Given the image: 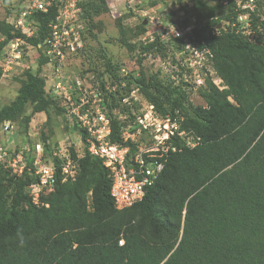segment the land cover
Listing matches in <instances>:
<instances>
[{"label": "trees", "instance_id": "obj_1", "mask_svg": "<svg viewBox=\"0 0 264 264\" xmlns=\"http://www.w3.org/2000/svg\"><path fill=\"white\" fill-rule=\"evenodd\" d=\"M254 1L261 18L252 27L259 23L262 33L253 40L243 33L238 22L243 11L232 0L226 28L218 29L216 23L215 30L209 29L202 21L205 27L193 31L199 49L211 53L209 68L204 69L209 74L206 84L198 90L206 106L190 102L194 86L178 72L174 74L181 78L179 85L143 72L123 78L129 87L146 94L158 114L176 120L179 132L187 133L184 139L175 137L180 150L170 154L161 178L142 201L117 210L111 173L87 150L78 157L71 149L79 164L78 176L63 182L58 169L54 189L42 192L37 204L30 192L39 178L28 171L13 175L0 164V264H264V0ZM197 2L204 6L202 0ZM57 16V0H52L49 12L30 17L37 28L32 38L8 26V41L24 37L25 43L38 48L50 36ZM145 51L167 56L159 33ZM119 71L106 61L105 73L117 82L122 80ZM212 72L223 81L224 90L214 84ZM70 83L77 88L76 82ZM101 85L105 86L104 80ZM36 87L41 102L67 112V107L60 108L46 96L45 80L35 77L29 89L25 87L0 113V129L24 110ZM115 98L107 94L104 101L110 116ZM75 126L85 145L84 130L78 123ZM124 126L113 118L111 143H122ZM190 139H200L199 145L188 147ZM46 144L45 157L53 156L59 164V157L52 155L59 144L53 149ZM129 145L132 155L135 145ZM24 148L33 168V142L12 149Z\"/></svg>", "mask_w": 264, "mask_h": 264}, {"label": "rangeland", "instance_id": "obj_2", "mask_svg": "<svg viewBox=\"0 0 264 264\" xmlns=\"http://www.w3.org/2000/svg\"><path fill=\"white\" fill-rule=\"evenodd\" d=\"M77 1L80 14L70 19L65 28L61 26L63 34L60 46L64 59L60 60L57 68L63 80L76 82L77 88L74 96L77 99L79 95L86 94L90 100H93L94 95L99 93V104H102L109 113L104 101L107 94L114 95L116 108L111 116L125 123V126L135 127L136 114L147 113L150 104L145 93L134 86L129 87L123 79L130 72L136 74L143 72L148 76H155L165 84H173V82L180 84L178 81L181 78L174 72L180 70L178 60L184 57L186 45L167 39L163 42L167 46L166 57L164 54L145 51L146 47L155 42L157 33H162L169 28L168 23L176 21L187 22L192 26L193 31L202 30L205 25L215 30L216 23H219L218 29L219 26H221L220 29L226 28L229 24L226 16L230 11V0H202L204 6L199 5L197 0ZM232 1L235 2L238 10L243 11L240 15L243 19L238 21L243 33L253 40L255 34L262 33L259 23H256L258 24L256 29L252 27L253 21L255 22L260 17V13L256 12L257 4L255 3L253 10L243 9L245 4L248 5L247 0ZM25 5L26 0H0V70L3 71L0 72V113L14 104L25 87L29 89L35 77L45 80L47 97L53 98L60 108L67 106L63 100L55 98L53 86L59 76L55 73L57 68H55L54 61L46 59L44 52L41 54L38 48L25 43L22 60L12 64L15 56L8 41V26L12 28L10 22L20 11V6ZM202 21L205 25H202ZM173 57L176 59V64L173 63ZM44 59L46 63L41 64ZM107 60L120 69L117 72L122 77L120 82L105 73ZM201 64L198 65L196 62V66H202ZM123 70L126 73H123ZM101 74L104 75L102 77L105 82L104 87L101 85L102 80L98 78ZM212 74L215 85H219L220 90L224 88L223 81L217 78L215 73L212 72ZM174 76L179 79L176 80ZM198 90L197 87L190 90V102L196 106H206ZM124 98L130 99L133 109L128 110L125 107ZM112 100L113 98L110 97L109 101L113 102ZM156 119L158 121L154 120V123L157 126L161 123L167 125L166 120L160 114ZM10 122L14 127V133L3 135L5 142L1 141L6 147L10 149L30 147L32 142L34 145L45 142L53 149V144H59L52 155L56 152L60 155H68L77 167L76 177L78 176L79 164L72 158L71 149L76 150L78 157H83L84 144L76 129L74 118L68 110L62 112L52 105L41 102L37 97L36 87L24 110ZM162 129L166 130L164 126ZM45 159L49 161V158L45 157Z\"/></svg>", "mask_w": 264, "mask_h": 264}, {"label": "built area", "instance_id": "obj_3", "mask_svg": "<svg viewBox=\"0 0 264 264\" xmlns=\"http://www.w3.org/2000/svg\"><path fill=\"white\" fill-rule=\"evenodd\" d=\"M77 3V0H57L58 16L55 23L51 26V34L43 44L38 46V50H43L49 61H54L55 68L59 66L60 60L64 59L60 46V40H62L63 34L61 26L63 25L65 28L70 22V19L80 14V7ZM247 4L243 6V9H254V0H248ZM51 7L52 0H26V5L24 7L20 6V11L13 17L10 24L26 38H32L37 28L31 24L30 17L38 11L47 13ZM239 19L242 20L243 17L240 16L238 21ZM168 25L169 28L159 33L161 40L163 42L167 39L176 42L182 40L184 42L183 44L186 45L184 57L182 54L183 58L178 60V69L180 70H177V72L182 74L183 79L191 83L194 87L200 88L205 86L206 77L209 74L204 69L209 68L210 58L208 55H211L210 51L200 50L196 45L192 26H185L179 22H172ZM24 41V37H18L10 42L15 56L12 64L18 62L20 59L22 60L24 55ZM196 62L198 65L202 63V66H196ZM7 67H9V64H7ZM59 71V68H57L55 72L59 76L53 86L55 97L63 100L67 104L66 107L74 118L75 124L78 123L79 128L84 130L87 136L84 151L87 150L92 157L100 159L110 171L113 179L111 195L114 199L116 209L124 210L132 207L137 202L142 201L147 189L156 184L161 178L170 154L180 150L176 144L175 137L178 136L184 139L187 133L179 132L180 127L178 122L176 120L173 121L171 118L165 119L167 125L161 123L157 126L154 120L158 121L156 119L158 114L154 106L149 104L147 113L142 112L136 114L135 127L124 126L122 128V143L113 144L110 141L113 118L103 108L102 104H99V93L94 95L93 100H90L86 94L79 95L77 99L74 96L76 89L70 82H65L61 78ZM122 72L126 73L125 70ZM210 75L213 76V74ZM175 78L176 80L179 79L178 77ZM179 81L178 83H180ZM217 87L220 89L219 85ZM106 89L109 90L108 87ZM123 101L126 106L131 109L134 108L130 99L124 98ZM162 126L166 130H163ZM13 130V125L10 122H5L1 126L0 134L2 136L7 133L13 135ZM199 140L194 141L190 139L187 146L195 148L199 145ZM129 143L135 145V152L132 155ZM26 153L27 149L25 148L18 152L15 149L6 147L5 144L0 142V164L6 170H9L16 176H22L24 172L28 171L39 178L38 184L33 185L30 192L36 204L42 192H49L54 189L57 183L58 169H60L63 182L76 179L77 167L68 155L64 156L56 152L55 154L61 162L56 164L53 156L48 161L45 159L46 153L43 144L38 143L35 145L33 168H29Z\"/></svg>", "mask_w": 264, "mask_h": 264}, {"label": "clouds", "instance_id": "obj_4", "mask_svg": "<svg viewBox=\"0 0 264 264\" xmlns=\"http://www.w3.org/2000/svg\"><path fill=\"white\" fill-rule=\"evenodd\" d=\"M21 243H23V240L21 241Z\"/></svg>", "mask_w": 264, "mask_h": 264}, {"label": "water", "instance_id": "obj_5", "mask_svg": "<svg viewBox=\"0 0 264 264\" xmlns=\"http://www.w3.org/2000/svg\"><path fill=\"white\" fill-rule=\"evenodd\" d=\"M221 26H219V28H220Z\"/></svg>", "mask_w": 264, "mask_h": 264}]
</instances>
